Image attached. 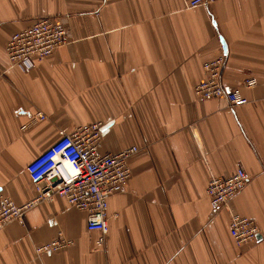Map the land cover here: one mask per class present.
<instances>
[{"label":"crops","instance_id":"0c3cea01","mask_svg":"<svg viewBox=\"0 0 264 264\" xmlns=\"http://www.w3.org/2000/svg\"><path fill=\"white\" fill-rule=\"evenodd\" d=\"M189 2L0 0V195L34 198L27 164L81 124L103 123V153L139 148L109 199L103 245L87 212L56 197L0 230V264H264V0ZM41 17L61 21L69 43L29 69L11 66V36ZM221 52L225 86L259 79L242 89L246 104L194 95ZM38 111L45 120H33ZM239 166L249 182L214 212L209 180ZM232 212L255 220V242L235 243ZM59 234L73 244L37 254Z\"/></svg>","mask_w":264,"mask_h":264},{"label":"built area","instance_id":"2783aa9c","mask_svg":"<svg viewBox=\"0 0 264 264\" xmlns=\"http://www.w3.org/2000/svg\"><path fill=\"white\" fill-rule=\"evenodd\" d=\"M214 1L190 0L189 7L209 6ZM69 41L68 29L61 21L41 17L31 26L15 32L6 45L5 53L11 66L26 70ZM225 67L224 52L205 61L203 68L207 77L194 86V95L204 100L224 97L231 108L246 104L249 99L242 89L257 86L258 77L250 75L241 86L227 87L223 83ZM45 119L46 114L42 111L33 117L34 121ZM27 127L24 124L22 129ZM102 139V122L84 123L72 132L64 133L31 160L26 170L35 185L36 195L23 204L0 195V230L11 221H22L26 212L38 203L63 197L71 207L87 212L88 229L100 232L97 244L103 245L109 232V199L127 186L132 175L129 161L139 148L131 146L116 153H103ZM249 180L250 175L242 166L229 176H213L207 185L212 210L228 209ZM230 233L237 245L249 244L258 239L259 227L254 219L232 212ZM72 244V240L59 234L53 240L36 246L35 251L37 254L55 252Z\"/></svg>","mask_w":264,"mask_h":264},{"label":"water","instance_id":"95a60500","mask_svg":"<svg viewBox=\"0 0 264 264\" xmlns=\"http://www.w3.org/2000/svg\"><path fill=\"white\" fill-rule=\"evenodd\" d=\"M222 44H223V47H224V51H226L227 50V44H226V42H225V40L224 39H222ZM260 236L258 235V238H259Z\"/></svg>","mask_w":264,"mask_h":264}]
</instances>
